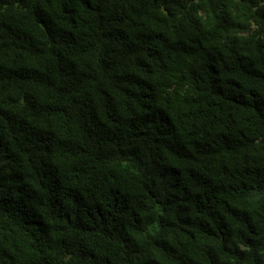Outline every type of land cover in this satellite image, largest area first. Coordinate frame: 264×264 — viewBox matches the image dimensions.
Returning a JSON list of instances; mask_svg holds the SVG:
<instances>
[{"label":"trees","instance_id":"16d2710c","mask_svg":"<svg viewBox=\"0 0 264 264\" xmlns=\"http://www.w3.org/2000/svg\"><path fill=\"white\" fill-rule=\"evenodd\" d=\"M0 264H264V0H0Z\"/></svg>","mask_w":264,"mask_h":264}]
</instances>
